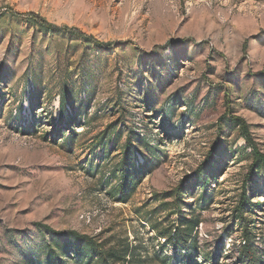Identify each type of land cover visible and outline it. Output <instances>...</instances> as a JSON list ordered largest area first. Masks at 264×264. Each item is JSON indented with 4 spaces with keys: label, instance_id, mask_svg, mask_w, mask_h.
I'll return each instance as SVG.
<instances>
[{
    "label": "rangeland",
    "instance_id": "rangeland-1",
    "mask_svg": "<svg viewBox=\"0 0 264 264\" xmlns=\"http://www.w3.org/2000/svg\"><path fill=\"white\" fill-rule=\"evenodd\" d=\"M228 110L264 154V0H0V264L44 261L54 236L36 224L176 264L182 219L199 222L198 264H239L243 194L264 260V173ZM130 141L151 164L123 203L111 174Z\"/></svg>",
    "mask_w": 264,
    "mask_h": 264
},
{
    "label": "trees",
    "instance_id": "trees-1",
    "mask_svg": "<svg viewBox=\"0 0 264 264\" xmlns=\"http://www.w3.org/2000/svg\"><path fill=\"white\" fill-rule=\"evenodd\" d=\"M16 16L22 17L18 14ZM29 22L45 32H50L55 29V26L38 16H31L29 18ZM71 33L86 43L94 42V44L99 47H111L110 44H105L103 42L94 40L92 36L74 31H71ZM62 109V121H64L68 127H71L74 117H68V119H66V116L69 115H65L67 113V104L65 100L62 103ZM226 116L229 118V123L238 129L241 137L245 140L246 145L252 149V170L255 171V173H264V154L260 152L252 137L250 125L245 119L233 115V113L229 110ZM70 133H72L73 136L77 135L75 134L73 128L70 129ZM139 152V147L133 145L132 141H130L124 147L123 157L113 169L111 174L112 178L117 179V184L112 188V190L120 202L125 203L130 199L131 195L137 188L140 177L146 172L148 166L151 164V158L145 155L143 152H140L144 158V163L142 165L138 164L137 166L135 154ZM132 155H134L133 158ZM206 175L208 178L214 177L215 175V167L212 157L202 164V167L199 168L195 181L198 183L205 180ZM184 184L185 183H182L180 185L175 194L176 199L180 198V202H182V191L190 187V183L186 182V188H184ZM251 205L252 202L250 201V198H248L246 194H243L236 211L237 223L238 226L242 228V235L244 237L243 243L241 244L238 251V263L264 264L262 255L255 247L256 235L252 229H249V225L242 224L245 219L246 209ZM252 223L254 224V222ZM178 224L179 227L176 229L174 237H169L165 241V247L169 249L166 258L169 263L174 260L176 264H198L195 255L197 254L198 250L196 231L199 227V222H196L195 220L182 219L178 222ZM36 227L40 229V233L44 234L45 232H48L54 236V239L45 244L44 261L41 262L42 256H39L38 258V261L41 264L131 263V257L133 255L134 249L129 245L117 248L115 245H109L107 243L101 242L96 237L86 234L68 232V234L63 235V233L54 231L50 227L44 226L42 224H36ZM254 227V225L251 226V228ZM180 257L184 259L182 262L179 260Z\"/></svg>",
    "mask_w": 264,
    "mask_h": 264
}]
</instances>
